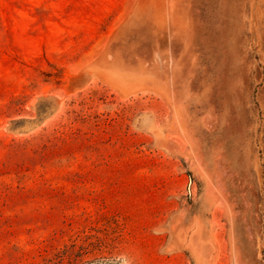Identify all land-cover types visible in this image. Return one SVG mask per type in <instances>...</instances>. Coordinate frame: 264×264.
<instances>
[{
	"label": "rangeland",
	"instance_id": "obj_1",
	"mask_svg": "<svg viewBox=\"0 0 264 264\" xmlns=\"http://www.w3.org/2000/svg\"><path fill=\"white\" fill-rule=\"evenodd\" d=\"M0 264H264V0H0Z\"/></svg>",
	"mask_w": 264,
	"mask_h": 264
}]
</instances>
